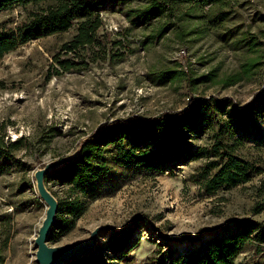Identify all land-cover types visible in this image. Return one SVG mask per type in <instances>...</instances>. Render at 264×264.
Instances as JSON below:
<instances>
[{"label":"rangeland","instance_id":"1","mask_svg":"<svg viewBox=\"0 0 264 264\" xmlns=\"http://www.w3.org/2000/svg\"><path fill=\"white\" fill-rule=\"evenodd\" d=\"M98 1L96 41L76 55L62 50L74 23L0 58V264H37L34 239L46 210L37 176L44 168L58 167L102 123L169 115L192 96L228 103L201 110L183 144L191 157L153 169L111 164L87 193L44 182L58 221L46 245L83 242L98 229L90 255L66 264H178L191 250L240 232L236 220L264 224V113L258 101L244 119L234 111L264 86V0H232L223 9L183 5L176 15L148 20L140 12L149 0ZM38 9L0 10V31L15 30ZM229 149L256 171L209 194L203 184ZM234 263L264 264V249L247 244Z\"/></svg>","mask_w":264,"mask_h":264},{"label":"trees","instance_id":"2","mask_svg":"<svg viewBox=\"0 0 264 264\" xmlns=\"http://www.w3.org/2000/svg\"><path fill=\"white\" fill-rule=\"evenodd\" d=\"M231 1L149 0V4L140 14L148 20L161 13L176 15L183 5L191 8L195 3L201 7L218 4L220 9H223L226 2ZM14 5L39 6L40 9L30 11L27 20L19 24L15 30L0 31V58L29 40L67 31L74 23L77 24L76 33L63 45L62 50L76 55L80 47L92 45L96 41L97 31L103 23L98 10L100 5L98 0H0V10L9 9ZM57 62L64 70L71 68V62L65 60H57ZM257 101L264 113V86L242 108L234 107V111L239 118L244 119ZM227 103V98L192 96L189 97L186 107L169 115L162 114L153 118L134 117L102 123L80 143L75 156L44 175V182L66 185L70 193H87L96 179L109 172L111 164L119 166L133 164L153 169L191 157V153L183 144L194 132L196 127L194 123L200 118L201 110L209 105L222 108ZM20 142L21 140L17 139L10 145L17 148ZM213 146L212 151L219 153L221 144L216 143ZM224 154L223 163L203 184L209 194L215 193L222 186L243 184L249 180L250 173L256 171L248 161L234 156L232 149ZM210 166L215 164L210 163ZM140 219L142 217H136V220ZM55 222L56 226L52 227L48 235L51 239L55 238L53 232L57 229L58 221ZM235 223L240 232L222 234L206 247L188 252L185 259L178 264H235L237 255L250 243L258 253L262 252L264 224L246 218L236 220ZM65 228L66 226L62 229ZM188 238L184 236L181 239ZM87 256L88 254L71 263H80Z\"/></svg>","mask_w":264,"mask_h":264},{"label":"water","instance_id":"3","mask_svg":"<svg viewBox=\"0 0 264 264\" xmlns=\"http://www.w3.org/2000/svg\"><path fill=\"white\" fill-rule=\"evenodd\" d=\"M75 155L76 152L69 158L62 160L58 167L62 166L65 161L70 160ZM51 170L50 167H46L37 176L40 195L50 206L46 212L44 221L39 227L37 236L34 239V245L36 247L35 258L37 264H66L70 261L78 260L94 250L98 229L92 231L89 238L83 242H76L58 247L46 245L47 236L51 230L52 224L55 222V212L57 209L56 200L44 186V175Z\"/></svg>","mask_w":264,"mask_h":264},{"label":"bare ground","instance_id":"4","mask_svg":"<svg viewBox=\"0 0 264 264\" xmlns=\"http://www.w3.org/2000/svg\"><path fill=\"white\" fill-rule=\"evenodd\" d=\"M44 201H45V200H44ZM45 205H46V210H45V215H44V217H43V219H42V222L44 221V219H45V217H46V212H47V210H48V208H49V206H50L49 203L46 202V201H45ZM42 222H41V224H42ZM41 224H40V225H41Z\"/></svg>","mask_w":264,"mask_h":264}]
</instances>
